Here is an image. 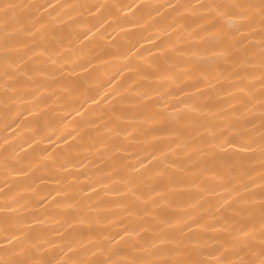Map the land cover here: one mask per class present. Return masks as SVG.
I'll use <instances>...</instances> for the list:
<instances>
[{
	"label": "bare ground",
	"instance_id": "1",
	"mask_svg": "<svg viewBox=\"0 0 264 264\" xmlns=\"http://www.w3.org/2000/svg\"><path fill=\"white\" fill-rule=\"evenodd\" d=\"M12 2L56 7L21 11L25 16H43L49 23L37 26L33 47L38 50L22 65L29 75L18 74L17 81L8 82L15 84V90L7 92V99L0 72V207L15 209L0 212V245L11 247L5 244L6 237L25 232L26 241L48 254L63 253L57 256L63 264L100 256L85 252L95 244L85 241L89 224L99 238L100 233L122 232L124 226L156 224L154 216L144 215L145 209L162 214L171 225L188 222L190 216L219 217L223 197L230 195L221 185H240L231 177L201 174L204 161L221 171L218 161L204 155L209 149L201 140L209 133L201 125L251 136L252 151L237 147L227 152L241 153L235 164L248 170L243 183L251 186L253 179L259 180V68L248 67L255 75L237 80L231 74L233 65L219 55L223 45L192 39L203 34L201 17L210 13L194 12L191 6L225 0ZM96 5L104 7L97 10ZM253 36L248 48L254 53L251 58L258 59V23ZM22 39L34 38L25 34ZM208 49H216L217 55H208ZM235 85H245V91ZM194 107L200 110L193 111ZM161 152L165 156L152 158ZM165 157L180 162L185 171L168 168L162 174ZM193 183L208 190L201 193L191 187ZM172 184L184 187L172 191ZM153 201L160 206L154 208ZM166 201L181 207H169ZM169 224H157L161 234L175 233ZM201 232L193 228L188 235L201 239ZM141 235L152 239L157 233Z\"/></svg>",
	"mask_w": 264,
	"mask_h": 264
},
{
	"label": "snow or ice",
	"instance_id": "2",
	"mask_svg": "<svg viewBox=\"0 0 264 264\" xmlns=\"http://www.w3.org/2000/svg\"><path fill=\"white\" fill-rule=\"evenodd\" d=\"M55 7L52 3L46 6L22 5L14 3L12 0H0V33H2L0 36V72L4 79L3 88L6 99L7 92L15 90V84L8 82L17 81L18 74L29 75L28 71L22 67L26 63L24 58L36 54L38 46L33 47L37 43L36 34L39 28H45L49 23L43 16L36 17L30 14L25 16L21 14V11L31 8L39 10ZM103 7L104 5L95 6L97 10ZM168 7L176 8L177 6L169 4ZM191 7L194 12L203 10L210 13L208 16L201 17L203 34L196 33L192 39L223 45L219 50V55L225 57L226 61L233 65L231 74L235 79L243 80L253 77L255 73L248 72V67L258 66L259 68L261 111L259 180L253 179L251 186L243 183L241 178L244 175H249L248 170L243 166L237 169L235 164V158L239 157L241 153L236 152L229 156L227 152L228 148L237 147L242 152L252 151L251 145L255 141L251 136H233L230 134L232 129L226 133L221 129L214 131L210 126L201 125L209 133L206 140L203 138L201 140V143L209 149L204 155L211 156L221 165V171L217 172L208 167V162L204 161L202 163L205 166L199 169L201 174L211 175L216 179L231 177L233 184L240 185L231 188L221 185L222 190L230 192L229 196L223 197V204L220 206L224 209L223 213L219 217L210 215L200 219L190 216L188 222L178 220L175 225H171L168 220L162 218V214L145 209L144 215L154 216L156 224L140 225L131 229L124 226L122 232H117L115 235L100 233L99 238L89 224L85 241L88 244H93V242L95 244L91 249L86 248L85 252L93 256L99 252L100 256L91 260L64 261L63 264H264V0H225L223 3L199 4ZM257 23L260 52L258 59H252L254 53L248 48V44L254 38L253 34L256 32ZM25 34L31 35L34 39L31 42L23 40L22 37ZM39 51L42 54H47L46 49L41 48ZM174 51H179L181 55L189 54L184 49H174ZM207 54L215 56L217 50L208 49ZM245 87V85H235V88L241 92L245 91ZM196 91H199L198 87ZM248 95H253L251 90L248 91ZM199 110V108H193V111ZM121 118L124 117H117V119ZM212 149H219V152L212 151ZM161 156H165V153L154 154L152 158L158 160ZM163 163L165 169L162 170V174L168 168L185 171L182 164L176 160L168 161L165 157ZM170 187L172 191H175L178 187L183 188L184 186L172 184ZM191 187L198 188L201 193L208 190L196 183H193ZM256 187L260 189L259 192L253 191ZM133 195L137 196L135 192ZM141 198V196H137L138 200ZM147 199H151V197ZM166 202L169 207H181L174 202ZM159 206L157 202L153 201L154 208ZM14 210L11 205L0 207V212ZM76 222L84 223V221ZM157 224H169L170 227L175 228V233L161 234L163 230L157 227ZM193 228L202 230L201 239L193 240L188 235L193 231ZM150 231L157 233L152 239H146L141 235V233ZM209 232L217 233V235L209 237L207 235ZM58 235H63V233H58ZM26 236L25 232H12L6 237L5 244L11 245V247L0 245V264H61V259H58L57 256L62 257L63 253L48 254L44 248H38L30 240L26 241L24 239ZM45 243L50 242L46 241ZM165 244L174 245V247L167 249L158 247V245ZM188 244H195L196 247L190 248ZM50 246L55 247L56 244L51 243ZM83 246L82 243L81 247ZM206 246L211 247V252L205 253L203 249ZM71 250L73 249L70 245L69 251ZM138 252L146 255L138 256L136 255ZM205 255L209 258H202Z\"/></svg>",
	"mask_w": 264,
	"mask_h": 264
}]
</instances>
